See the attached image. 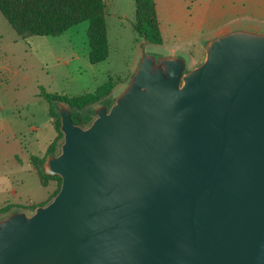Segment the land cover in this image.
Listing matches in <instances>:
<instances>
[{
    "label": "water",
    "instance_id": "1",
    "mask_svg": "<svg viewBox=\"0 0 264 264\" xmlns=\"http://www.w3.org/2000/svg\"><path fill=\"white\" fill-rule=\"evenodd\" d=\"M140 56L42 169L52 199L0 217V264H264V30L209 37L188 68Z\"/></svg>",
    "mask_w": 264,
    "mask_h": 264
},
{
    "label": "rangeland",
    "instance_id": "2",
    "mask_svg": "<svg viewBox=\"0 0 264 264\" xmlns=\"http://www.w3.org/2000/svg\"><path fill=\"white\" fill-rule=\"evenodd\" d=\"M106 3L109 54L98 63L88 60L87 21L78 23L58 36L30 35L23 39L0 12V105L13 112L10 120L15 129L29 134L25 129L31 121L30 113L40 121L51 118L49 103L36 95L39 85L51 92L79 95L95 91L108 76L127 79L137 64L142 42H145L147 52L156 55L172 54V48L183 50L175 54L180 55L186 64L189 62L188 68L203 60L204 48L197 51L195 46H204L209 35L207 30H183L182 26L174 24L170 32H163L161 44L152 43L142 40L133 30L134 0H106ZM189 43L193 46L186 48ZM186 50L194 55L192 59ZM126 79L116 86L108 97L109 101L123 87ZM96 105L86 107L82 113L92 112ZM4 140L0 132V182L3 186L7 185L6 189L0 187L3 191L0 193V203L3 197L9 196L6 190L12 186L22 195V199L27 196L35 201L44 199L47 192L54 189V183L51 188L38 187L35 175L29 172L31 166L28 163L16 165L10 162L8 155L12 150L11 143L6 144ZM62 141L63 137L60 143ZM34 150V146H31L30 151L34 153ZM59 150L60 146L56 153ZM19 177L24 181V187L17 181ZM4 215L0 213V217Z\"/></svg>",
    "mask_w": 264,
    "mask_h": 264
},
{
    "label": "trees",
    "instance_id": "3",
    "mask_svg": "<svg viewBox=\"0 0 264 264\" xmlns=\"http://www.w3.org/2000/svg\"><path fill=\"white\" fill-rule=\"evenodd\" d=\"M134 2L133 30L142 40L161 44L162 36L154 0H134ZM107 11L106 0H0V12L15 32L23 39L30 35L58 36L78 23L87 21V56L91 63L104 61L109 54ZM125 79L126 77L108 76V79L98 86L95 91L74 96L51 92L44 86L39 85L37 95L49 103L50 114L54 118L56 117L55 125L58 132L57 137L49 144L42 157H31L32 165L41 184L51 186L54 183V189L47 200L41 204H45L52 199L58 192L62 180L59 175L47 174L42 169V163L47 156L56 153L63 137V133L60 130V116L57 111V104H66L71 109L72 121L85 127L93 120L95 113L93 110L86 113H82V111L88 106L99 103L110 106L112 101H109L108 97L116 86ZM37 205L39 204L16 205L8 203L0 207V213L7 214L17 209L32 212Z\"/></svg>",
    "mask_w": 264,
    "mask_h": 264
},
{
    "label": "crops",
    "instance_id": "4",
    "mask_svg": "<svg viewBox=\"0 0 264 264\" xmlns=\"http://www.w3.org/2000/svg\"><path fill=\"white\" fill-rule=\"evenodd\" d=\"M154 4L162 41L163 32H170L172 30L170 28L174 24L182 26L183 30L200 31L205 29L209 32L207 38L239 26L264 29V0H154ZM161 18H163V21H161ZM192 46L193 44L189 43L186 48ZM195 48L200 51L203 46L199 45L195 46ZM171 51L172 54H175L183 50L172 48ZM186 51L187 55L192 59L194 55L188 53V50ZM11 114H13L11 109L1 108L0 105V132L4 135V143H11L12 149L9 151L8 158L11 163L16 165L23 162L28 163L31 166L29 172H32L36 177L37 186L47 187L41 184L32 165L31 157H42L49 144L57 137L55 118L50 114L51 118L40 121L36 118V115L30 113L31 121L25 129L26 132L29 131V134L25 135V131L14 128L13 122L10 120ZM31 146H34V153L30 151ZM38 146L39 148H37ZM3 156L5 157L6 155L3 154ZM17 181H20V184L24 187L22 178L19 177ZM2 186L3 184L0 182V187ZM3 187L6 189L7 185ZM49 188L51 187L49 186ZM1 192L3 191L0 190ZM6 192L9 196L2 198L0 207L8 203L16 205L41 204L47 200L52 190L47 192V196L44 199L40 198L37 201L30 196L22 199V195L13 186L9 187Z\"/></svg>",
    "mask_w": 264,
    "mask_h": 264
}]
</instances>
